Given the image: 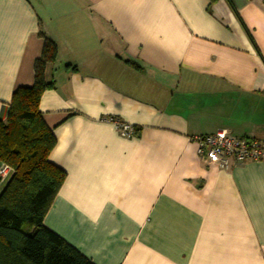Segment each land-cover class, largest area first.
Returning a JSON list of instances; mask_svg holds the SVG:
<instances>
[{"label": "crops", "instance_id": "0c3cea01", "mask_svg": "<svg viewBox=\"0 0 264 264\" xmlns=\"http://www.w3.org/2000/svg\"><path fill=\"white\" fill-rule=\"evenodd\" d=\"M230 1L258 51L227 0H0V120L52 40L38 106L65 177L43 224L92 263L264 264V160L191 139L264 140V0Z\"/></svg>", "mask_w": 264, "mask_h": 264}, {"label": "trees", "instance_id": "16d2710c", "mask_svg": "<svg viewBox=\"0 0 264 264\" xmlns=\"http://www.w3.org/2000/svg\"><path fill=\"white\" fill-rule=\"evenodd\" d=\"M227 2L257 50L234 5ZM40 36L43 45L33 64V83L12 92L6 117L0 120V162L13 170L0 193V264H94L43 224L65 172L48 160L55 137L38 106L42 92L53 87L44 71L56 53L55 43ZM25 224L31 227L28 233Z\"/></svg>", "mask_w": 264, "mask_h": 264}, {"label": "built area", "instance_id": "2783aa9c", "mask_svg": "<svg viewBox=\"0 0 264 264\" xmlns=\"http://www.w3.org/2000/svg\"><path fill=\"white\" fill-rule=\"evenodd\" d=\"M114 125L125 137L135 132L134 126L119 120H115ZM191 139L196 144V153L200 158L221 168H229L247 161L264 160V140L237 136L224 128L211 134L195 135ZM12 173L9 165L0 163V185H5Z\"/></svg>", "mask_w": 264, "mask_h": 264}, {"label": "rangeland", "instance_id": "374dc122", "mask_svg": "<svg viewBox=\"0 0 264 264\" xmlns=\"http://www.w3.org/2000/svg\"><path fill=\"white\" fill-rule=\"evenodd\" d=\"M0 163H2V162H0ZM30 226L28 225V224H25L24 226H23V231L24 232H26V233H28L29 231H30Z\"/></svg>", "mask_w": 264, "mask_h": 264}]
</instances>
